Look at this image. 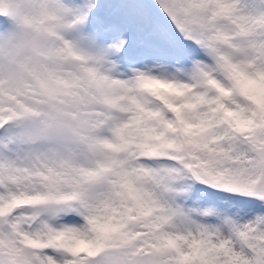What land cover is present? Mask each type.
<instances>
[{"label":"snow or ice","instance_id":"1","mask_svg":"<svg viewBox=\"0 0 264 264\" xmlns=\"http://www.w3.org/2000/svg\"><path fill=\"white\" fill-rule=\"evenodd\" d=\"M0 264H264V0H0Z\"/></svg>","mask_w":264,"mask_h":264}]
</instances>
